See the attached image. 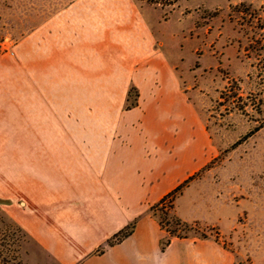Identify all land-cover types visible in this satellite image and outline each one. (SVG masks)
I'll use <instances>...</instances> for the list:
<instances>
[{"label":"rangeland","instance_id":"374dc122","mask_svg":"<svg viewBox=\"0 0 264 264\" xmlns=\"http://www.w3.org/2000/svg\"><path fill=\"white\" fill-rule=\"evenodd\" d=\"M0 65V232L23 229V264H57L22 225L27 180L88 155L122 188L147 176L139 196L167 188L155 217L264 264V0H0Z\"/></svg>","mask_w":264,"mask_h":264},{"label":"crops","instance_id":"0c3cea01","mask_svg":"<svg viewBox=\"0 0 264 264\" xmlns=\"http://www.w3.org/2000/svg\"><path fill=\"white\" fill-rule=\"evenodd\" d=\"M66 6L61 9L69 5ZM62 11L52 18L47 17V20L50 19L47 22L44 20L43 25L61 20ZM104 14L107 18L108 8ZM27 38H21V41ZM24 67L28 69L27 65ZM11 70L12 67L7 70L0 65V72ZM10 99L0 95V137L9 134L4 132L10 129L7 127V121H10L7 118L8 109L5 110L6 106L12 105ZM100 148L94 147L96 150ZM103 148V152H106L107 145ZM54 149L60 151L61 146L57 145ZM25 150L21 148L22 152ZM96 150L88 149L85 152L91 154ZM159 154L162 156V152ZM92 158L88 155L85 162L77 161L75 157L72 161L61 162V167L52 173V179L41 181L42 185H47L46 188L39 187L41 183L34 188L31 185L33 182H26L27 199L33 203L26 205L33 210L28 215L36 218L23 219L22 225L42 247L50 251L57 264H237L234 252L211 237H174L162 251L160 240L166 232L149 209L167 188L156 192L162 193L158 198L152 195L149 200L148 196H141L142 191L139 196L147 176L140 180L133 179L128 187L122 188L119 178L107 177L103 173V161L96 162ZM165 158L161 157L162 160ZM159 162L152 158V170L148 172L152 171L150 177L155 175L154 167ZM132 222L134 227L128 236L111 246L104 244L114 233ZM102 247L104 250L96 252Z\"/></svg>","mask_w":264,"mask_h":264},{"label":"trees","instance_id":"16d2710c","mask_svg":"<svg viewBox=\"0 0 264 264\" xmlns=\"http://www.w3.org/2000/svg\"><path fill=\"white\" fill-rule=\"evenodd\" d=\"M147 2L159 3V0H144ZM170 1L175 0H164L165 3H170ZM164 199V198H163ZM161 205V202H159ZM157 206V205H156ZM154 208V207H153ZM162 211V207L159 208ZM163 217H155L157 213H154V217L158 221L160 227L166 232V235L160 240V249L163 251L171 239L174 237L184 238L190 235L198 236L201 238L208 237L206 233L198 234V228L194 227V224H190L186 221L181 220L176 215L171 214L167 211L162 212ZM2 224H4V219L2 220ZM170 225V226H169ZM172 225V226H171ZM134 227V223H130L126 225L124 228L114 233L110 238L105 241L106 246H111L115 243H118L123 238L128 236ZM25 236V232L22 228L17 225H8L6 223L0 232V264H23L22 256L20 254V242L22 238ZM217 240L216 237H214ZM105 247V246H104ZM104 247L97 249L96 252H101L104 250Z\"/></svg>","mask_w":264,"mask_h":264}]
</instances>
